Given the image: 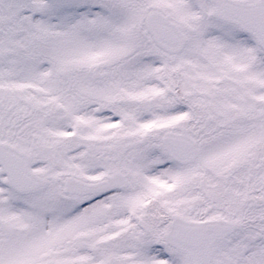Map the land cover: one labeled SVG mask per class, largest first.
Returning a JSON list of instances; mask_svg holds the SVG:
<instances>
[{"label": "snow or ice", "instance_id": "obj_1", "mask_svg": "<svg viewBox=\"0 0 264 264\" xmlns=\"http://www.w3.org/2000/svg\"><path fill=\"white\" fill-rule=\"evenodd\" d=\"M0 264H264V0H0Z\"/></svg>", "mask_w": 264, "mask_h": 264}]
</instances>
